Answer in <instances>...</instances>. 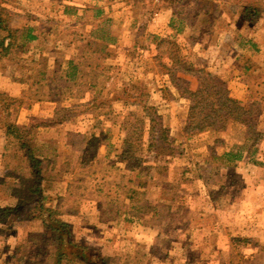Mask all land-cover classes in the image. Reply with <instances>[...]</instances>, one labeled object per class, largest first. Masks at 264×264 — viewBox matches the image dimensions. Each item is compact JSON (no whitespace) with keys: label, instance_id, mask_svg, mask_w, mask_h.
<instances>
[{"label":"rangeland","instance_id":"374dc122","mask_svg":"<svg viewBox=\"0 0 264 264\" xmlns=\"http://www.w3.org/2000/svg\"><path fill=\"white\" fill-rule=\"evenodd\" d=\"M110 1L76 0L85 12H75L72 0H0L11 29L38 36L0 57V264H50L49 235L28 205V148L43 163L48 207L75 243L113 264H264V0H139L143 11L111 12L116 19L101 16L99 3ZM184 66L255 107V155L228 162L223 154L241 147L230 131L185 136L191 100L177 86L199 83ZM140 93L156 111L154 130L134 103ZM10 124L20 140L8 136ZM127 129L140 130L152 167L133 213L149 224L110 222L98 210L108 195L127 207L123 192L138 181L119 159ZM218 139L224 144L215 146ZM153 140L171 143L174 158L155 161Z\"/></svg>","mask_w":264,"mask_h":264},{"label":"trees","instance_id":"16d2710c","mask_svg":"<svg viewBox=\"0 0 264 264\" xmlns=\"http://www.w3.org/2000/svg\"><path fill=\"white\" fill-rule=\"evenodd\" d=\"M0 31L7 34L0 39V57L1 59H8L12 53L22 51L29 43L38 39L34 29H11L0 18ZM74 69L77 71L78 66ZM183 73L186 76L197 78L198 87L196 90H191L190 86L184 88L177 86V89L182 97L190 98L191 106L189 109L187 122L184 127V134L187 138H191L209 131L218 133L230 131L235 133L238 138H241V147L238 152L232 151L224 153L223 156L227 158L230 163H237L242 161L245 157H252L255 155L257 145L261 139V132L258 128L257 112L254 106L250 109L244 108L240 103L233 100L229 91L225 86L218 81V79L208 76L205 71L197 70L193 66H184ZM173 81H177L174 79ZM74 82V78L69 83ZM181 82V81H179ZM96 86L91 85L89 90L93 91ZM145 96L140 93L135 98V104L147 111L148 120L151 130H154L158 125V117L153 107H148L143 98ZM143 120H139L138 124L142 129ZM8 136H15L21 139L18 128L13 125H8ZM127 129L128 133L123 141L122 153L119 159L125 163L131 170L132 174L136 175L131 188L123 192L126 196V202L122 206H126L121 210V203L113 200L112 195H108L103 202H98V210L103 218L108 217V221L114 222L124 221L131 225H138L142 222L149 224L151 219L144 217H135L133 213L140 210V205L146 199V192L143 186L147 184L148 177L153 179L148 174L152 167L145 166L147 161L143 157L146 151L145 143L141 136L140 130ZM224 144L223 140L218 139L215 146ZM152 148L155 152V161L162 159L174 158L175 150L173 145L167 140H156L151 142ZM214 148L212 153L214 155ZM28 160L32 163V177L33 185L30 190V200L28 205L31 209V219L33 221L41 222L45 231L48 233L50 242L52 244V253L50 255V264H113L114 260L102 256L96 250L89 246L77 244L72 239L71 227L64 222L57 213L48 207V199L43 191V163L28 148L26 154ZM170 159V160H172ZM158 171H168L167 167H157ZM155 169V170H156ZM22 174L20 169L15 171ZM144 181V182H142ZM137 205V206H136ZM139 205V206H138ZM132 207V208H131ZM140 207V208H138ZM155 208H149L150 213Z\"/></svg>","mask_w":264,"mask_h":264},{"label":"crops","instance_id":"0c3cea01","mask_svg":"<svg viewBox=\"0 0 264 264\" xmlns=\"http://www.w3.org/2000/svg\"><path fill=\"white\" fill-rule=\"evenodd\" d=\"M81 1L86 2L87 0H81ZM101 1H104V0H100V2ZM75 3H76V0H72V3L66 4V5H67V7H72V10H74L75 12H78V11L85 12L84 9H83V11L78 9L77 7H79V6H77V4H75ZM102 3H99V5L101 7L100 8L101 16L102 17H112V18H115V19L119 18V16H117V15L110 16L111 12L112 13L127 12V13H131L133 16H135V15H137V12H141V11H143V9H145L144 5L141 4V2H139V0H129L128 4L126 3V4H122V5L121 4L117 5L119 3V0H116V2H114V3H111V1H110V2H108V4L106 3L105 6H101ZM82 7L84 8V5ZM130 18H132V17H130ZM131 23L132 22H128L127 21L126 24L128 26H132ZM110 24L112 26H114V23L112 21H111ZM111 25H109V27Z\"/></svg>","mask_w":264,"mask_h":264}]
</instances>
